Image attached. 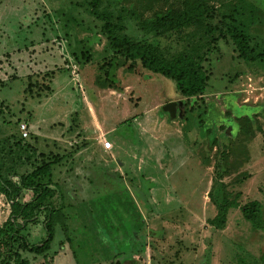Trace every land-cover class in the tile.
<instances>
[{
  "label": "rangeland",
  "instance_id": "obj_1",
  "mask_svg": "<svg viewBox=\"0 0 264 264\" xmlns=\"http://www.w3.org/2000/svg\"><path fill=\"white\" fill-rule=\"evenodd\" d=\"M92 1L0 0V176L59 158L49 201L67 215L46 257L21 250L22 257L29 264H262L264 60L245 61L229 37L218 40L203 62L211 72L205 96L170 119L161 106L181 101L175 82L139 62L127 68L120 57L119 89L106 87L101 67L112 50ZM187 1L100 0L97 9L123 25L120 34L173 48L180 36H159L140 23ZM204 2L218 14L242 7L251 43L264 49V0ZM84 95L106 130L116 128L106 135L114 143L104 166L77 152L83 142L72 137L71 115H89ZM20 122L32 124L38 139L30 130L20 138ZM213 139L225 144L221 179L239 204L222 228L210 224L217 207L208 192L222 151ZM81 162L85 178L75 177ZM254 200L262 205L259 227L241 212ZM9 215L0 193V226ZM22 232L31 244L46 236L41 222Z\"/></svg>",
  "mask_w": 264,
  "mask_h": 264
},
{
  "label": "trees",
  "instance_id": "obj_2",
  "mask_svg": "<svg viewBox=\"0 0 264 264\" xmlns=\"http://www.w3.org/2000/svg\"><path fill=\"white\" fill-rule=\"evenodd\" d=\"M99 1H92L91 10L104 21L103 29L107 35L108 46L112 50V54L101 67L104 69L106 87L119 89L115 72L121 57L127 68L139 62L140 67L145 70L172 79L183 98V105L186 106L191 101L197 102L204 97L211 72L207 71L203 62L218 40L229 37L237 55L245 61L264 60V49H259L256 44L251 43L242 7L235 8L233 12L218 14L204 0H188L187 3L184 2L183 7H171L155 14L150 20L141 21L142 29L152 31L156 35L170 36L174 33L180 36L181 46L172 48L158 42L133 40L128 35L120 34L123 25L113 22L109 13L99 11ZM48 73L50 72L44 75ZM28 84L32 85L29 81ZM193 108L194 106H191L189 110ZM20 138H23L21 133ZM219 142L213 139V143L219 145ZM221 144L219 147L222 151L216 162L213 187L208 192L217 207L215 216L210 220L214 228H222L228 209L239 206L236 201L228 199L225 184L221 179V160L225 147L224 143ZM58 159H41L39 164L24 174L0 176V193L10 202V215L0 226V264H29L22 257L21 250L46 257L55 225L66 227L67 215L49 201L54 195L49 186L52 182V169ZM25 195H28L26 199ZM261 208V203L254 200L242 205L241 212L247 221L259 227ZM40 214L43 215L42 220L39 218ZM29 222H41L44 226L46 236L38 243L31 244L27 238L28 234L22 232Z\"/></svg>",
  "mask_w": 264,
  "mask_h": 264
},
{
  "label": "crops",
  "instance_id": "obj_3",
  "mask_svg": "<svg viewBox=\"0 0 264 264\" xmlns=\"http://www.w3.org/2000/svg\"><path fill=\"white\" fill-rule=\"evenodd\" d=\"M112 92L115 93L114 91L110 90L109 91L110 95L112 94ZM84 96L86 97V95ZM178 99L183 100V98H181V95ZM83 100L85 102L87 101L86 106H87V111L89 115H71L72 119L76 122V126H74L75 132L72 134V137L74 136L73 139L77 143L83 142L82 143L83 145L81 146L82 148L79 146L76 147L77 152H79L80 149H85L84 151L89 152L91 156H94V159L99 161V163L102 164V166H104L106 162V153H109V152L111 153V149L108 150V149L103 148L102 140H100V136H104L105 139H109V138H106V135L113 134L116 131V128L114 126H111L109 129L106 130V125L103 124V122L100 120V116L98 117V115H95V109L92 106L89 99L87 97L86 98L83 97ZM28 129L33 133V135L35 136L37 140L38 131L36 130V128H34V126L29 123ZM37 129H39V127H37ZM40 136L44 137L42 134ZM111 142L113 145L114 140H111ZM133 152L136 154V150H133ZM132 158H137V154L136 156ZM114 161L116 163L118 162V167H122L120 166L119 161L117 160H114ZM81 164H83V162L76 164L77 174L75 175V177L79 176L81 173V175H83L82 177L85 178L87 174L84 175L82 173L84 165H81ZM122 176H125V175H122ZM122 178L127 179V176L122 177Z\"/></svg>",
  "mask_w": 264,
  "mask_h": 264
},
{
  "label": "water",
  "instance_id": "obj_4",
  "mask_svg": "<svg viewBox=\"0 0 264 264\" xmlns=\"http://www.w3.org/2000/svg\"><path fill=\"white\" fill-rule=\"evenodd\" d=\"M179 107H180V109L183 108V101L181 100L179 102L178 100H173V101H168V102L164 103L161 106V110H162V112L168 113L170 119H174L177 116V111H178Z\"/></svg>",
  "mask_w": 264,
  "mask_h": 264
},
{
  "label": "built area",
  "instance_id": "obj_5",
  "mask_svg": "<svg viewBox=\"0 0 264 264\" xmlns=\"http://www.w3.org/2000/svg\"><path fill=\"white\" fill-rule=\"evenodd\" d=\"M74 72V71H73ZM19 132L21 133V136L23 138H27L29 136V129L28 125L25 122H20L18 125ZM102 146L104 149H111L112 148V142L108 139H102Z\"/></svg>",
  "mask_w": 264,
  "mask_h": 264
}]
</instances>
